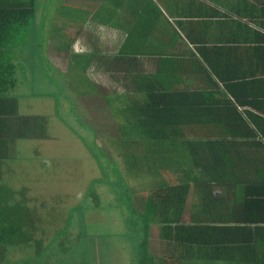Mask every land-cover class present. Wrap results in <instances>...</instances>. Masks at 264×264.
Returning a JSON list of instances; mask_svg holds the SVG:
<instances>
[{
  "label": "crops",
  "instance_id": "crops-1",
  "mask_svg": "<svg viewBox=\"0 0 264 264\" xmlns=\"http://www.w3.org/2000/svg\"><path fill=\"white\" fill-rule=\"evenodd\" d=\"M46 1L52 3L53 13L54 10L65 8V5L72 7V10L68 8L69 18H72L73 9L79 11L82 5L92 7L96 14L105 9L104 4L110 6L109 9H105L110 13V17L100 18L97 15L95 20L86 18L84 25L82 23L78 29L70 26V22H65L73 39L62 61L56 57L50 58L46 53L48 43H52L54 47V41L60 40L55 26L51 34L47 31L49 39L44 42L46 57L40 61L41 75L50 74L55 79L62 65H68L71 62L76 64L84 59L82 80L85 81V77L92 85L93 99L91 95L82 93L76 85L72 84L69 86V92H72V98L78 103L69 104L72 113L77 111L81 114L83 123L98 127V134L102 128L98 118H102L106 112L104 105L116 106L112 109L120 115V118L110 120L111 129L115 130L110 136L111 139L106 141L107 151L110 150L112 153L114 148V155L118 154L114 143L122 141L120 129L126 124L125 128L128 129V125L136 127V124L140 122L143 129L151 130L152 134L158 131L156 138L146 137L148 141L156 145L168 144L180 138L197 137L204 133L202 132L204 127L194 124L185 128L181 126L183 123H180V117L177 120L175 116H172L175 123L172 125L171 116L168 118L166 114L170 113L171 108L176 114V106L181 104L182 98L190 99L193 94L200 91H213L216 93L214 99H227L229 104L210 106V116L218 118L217 115L221 113L227 115L235 113L256 135L254 139H245L247 141L243 144L252 149L244 146L238 149L239 151L229 148L226 151L229 153V159H235L233 155L241 153L244 156H256L260 160V171L254 176H264V0ZM56 2L60 4L55 5ZM116 14L120 15L117 21L107 24L108 20ZM56 18V14L48 15L49 22L46 26ZM87 37L94 40L95 44V46L89 45V49L83 44V40ZM98 39L101 42L100 45L96 42ZM21 41L22 38L14 41V44H23ZM34 62L33 65L37 66L38 64ZM26 71L30 80L32 76L39 75L37 70ZM27 73L25 72L26 75ZM105 74H110L114 78L115 88L110 91L111 94L103 93L99 89L107 87ZM227 81L231 84L226 85L234 86L235 96L239 97L243 106L237 105L224 91ZM72 89H76V93ZM43 93L45 94L30 92L20 94L15 89V82L9 90L4 86L0 87V237H3L0 238V242L7 241V238L4 239L5 235L20 234L17 217L22 228L31 230L34 227L31 223L33 214L21 215L17 210L21 206L18 201L3 202L5 198L2 196L3 192L7 191L8 175L13 178L19 173V178H33V171L37 170L36 153L40 152L44 159L54 160L53 147L49 149V142L54 141L55 136L49 133V129L53 130L54 125L64 129L63 122L54 115V105L50 115L47 111V102L52 100L51 91L48 92L45 89ZM110 97L113 101L107 103L106 99L110 100ZM7 99L16 101V116L30 118V120L25 123H18L14 119L16 117L7 120ZM97 99L100 100L101 111L93 112L87 102L94 101L96 106ZM246 101L248 105H244ZM43 102L46 103L47 116H44L42 112ZM61 107L66 106L62 103ZM138 114L140 118L134 117ZM248 114L249 118L253 119L252 122ZM211 128L210 137L213 142L230 138L224 127ZM172 130L182 131V136L179 137ZM163 131L167 133L163 134ZM124 140L126 145L131 144L128 143V139ZM75 142L83 148V156L86 155L87 160L94 163V159L82 141L75 138ZM19 158L23 159L22 165L19 163L20 160L18 161ZM137 158L134 162L142 161L144 157L137 156ZM247 168L249 171V165ZM149 176L157 178V180H151L152 183L153 181L156 183L157 188L161 175L153 176L151 172L135 164H133V170L129 172V178L133 177V179L146 180ZM113 181L116 183V188L121 189L125 196L130 198L127 184L121 186L115 178ZM19 186L17 184L16 187L19 188ZM258 186H260L259 183L253 189L252 199H264V189H259ZM232 192L231 190L221 192L212 188L210 203H207L208 216L205 218L196 211L192 212L193 215L185 223L187 211L183 209L180 214L179 224L189 225L192 222L197 223L207 219L205 222L213 228L210 230V237L207 238L206 244L202 246V253L196 252V245L184 246L175 242L170 244L167 256L161 259L160 255V259L163 261L167 259L170 264H181L180 261L190 264H264V221L243 222L238 217L243 211L231 209L232 204L238 201L242 205L243 199L239 195L241 199L234 196ZM148 193L150 194V190ZM14 195L17 196L18 191ZM216 201L218 202L215 203ZM253 205L258 207L260 212H264L262 205V207L258 204ZM36 208L39 209V206L35 205ZM13 209H16L15 219L11 221L12 215L9 212ZM122 216L126 221L132 219L131 215L129 217L125 213ZM174 221L172 217L168 218L170 224L174 225ZM164 222V220L150 222L147 232L151 233L152 239L148 240V246L151 245L155 235L157 239H159L158 235L162 236L160 228L161 223ZM8 226L12 228L7 229ZM237 226L238 228L235 229ZM149 227H156V231L151 232ZM226 228L231 231L229 232ZM214 240H221L224 245L214 243ZM2 249L0 247V251Z\"/></svg>",
  "mask_w": 264,
  "mask_h": 264
},
{
  "label": "rangeland",
  "instance_id": "rangeland-1",
  "mask_svg": "<svg viewBox=\"0 0 264 264\" xmlns=\"http://www.w3.org/2000/svg\"><path fill=\"white\" fill-rule=\"evenodd\" d=\"M57 4L60 2L55 3V5ZM104 5L105 9L110 8L109 4ZM68 8L72 10V7L65 5V8L54 10L53 13L52 3H48L46 0H35L34 18L29 23L30 35L29 33L24 35L27 40L23 41V44H19V47L22 48L14 49L17 50L15 53L19 58L18 65L15 67L16 71L13 74L15 89L20 94L26 92L45 94L43 93L45 89L48 92L51 91L52 100L47 102V111L50 115V111L53 109L52 105H54V115L63 122L64 129L55 125L53 130L49 129V133L55 136L54 141L49 142V149L53 147L54 160L44 159L40 152L36 153L35 158L38 161L35 162V166L37 170L33 171V178H19V173L15 174L13 178L9 175L7 177V191L3 192L2 197L5 198L3 202L18 201L21 206L17 210L21 215L33 214L31 223L34 227L31 230H27L26 227L22 228L17 217L16 222L19 228L17 231L20 234L4 236L7 241L0 242V247L3 248L0 251V264H133L134 246L138 242L135 240L137 238L133 231V222L131 219L126 221L122 216L123 213L129 216L126 208L128 200L121 189L116 188V183L113 180L115 178L121 186L127 184L129 200L138 212H141L145 197L149 194L148 190L151 193L156 188V183L154 181L152 183L151 180H157V178L150 176L146 180L129 178V172L133 170L134 158L139 154H135L129 147L117 155H114V148H112L113 154L110 150H106V141L111 139L110 136L115 130L111 129L110 120L111 118H120V115L112 109L116 106L104 105L102 102L106 112L102 118H98V123L102 127L99 134L98 127L83 123L79 112L72 113L69 103H78V101L72 98L73 94L69 92V86L74 84L82 93L93 95L92 85L87 82L85 77V81L82 80L84 59L76 64L71 62L68 65H62L55 79L50 74L44 76L40 73L44 42L49 39L47 31L51 34V30L55 26L59 32L60 40L54 41V47L52 43H48L46 53L50 58L56 57L62 61L66 56L69 43L73 39L65 22H70V26L78 29L82 23L84 25L86 18L95 20L97 15L100 18L110 17V13L105 9L96 14L92 7L82 5L79 11L73 9L72 18H69ZM55 14L57 18L51 20L52 25L50 23L46 26L49 22L48 15ZM119 16L118 14L114 15L107 24L115 23ZM42 29L46 32H42ZM88 36L91 37L89 34ZM28 38L31 40L29 41ZM91 38L87 37L83 40L84 47L87 46V49L90 46H95L94 40ZM96 42L99 45L101 43L99 39ZM5 53L14 57L13 50L6 49ZM70 56L74 58V56ZM33 61L38 65H33ZM28 69L37 70L38 77L37 75L32 76L30 80L26 71ZM57 71L59 70L57 69ZM105 76L107 87L99 89L103 93L111 94L110 91L115 88L114 78L110 74H105ZM72 91L76 93V89H72ZM58 95L62 97L58 99L56 97ZM98 99L96 106L94 101L87 102L93 112L101 111ZM112 101L111 97L110 100L106 99L107 103ZM43 103L42 112L44 116H47L46 103L44 105ZM61 103H64L66 107L62 108ZM75 138L82 141L92 158L93 156L97 158L99 165L87 160L86 155L83 156V148L78 146ZM137 150L139 152V149ZM18 161L20 165L23 164V159L19 158ZM159 173L161 182L166 185L178 183L176 179L172 181V178L166 173L161 171ZM153 176H158V173ZM92 179L96 181V184L90 187L89 183ZM17 184L20 185L19 188L16 187ZM90 190L99 196V199L96 203L91 202L95 204V208L85 211L86 215L83 216L84 194ZM16 191H18L17 196L14 195ZM191 194L193 195V192ZM191 194L186 195L185 203L182 206V212L183 209L187 211L185 223L193 215L192 212L199 209L197 206L200 204L199 201ZM35 205H38L39 209H35ZM15 210L9 212L12 215L11 221L15 219ZM202 217L205 218L204 215ZM9 228L12 226L7 227V229ZM149 230L155 232L156 227H149ZM147 235V241L152 239L150 232ZM28 239H32V241H27ZM151 254L155 257L151 255L152 260L150 263L145 260V264H170L167 259L163 261L156 258L159 256L152 251Z\"/></svg>",
  "mask_w": 264,
  "mask_h": 264
},
{
  "label": "trees",
  "instance_id": "trees-1",
  "mask_svg": "<svg viewBox=\"0 0 264 264\" xmlns=\"http://www.w3.org/2000/svg\"><path fill=\"white\" fill-rule=\"evenodd\" d=\"M34 13V0H0V87L4 86L9 90L13 86V74L16 71L15 67L18 65L17 61H19L15 53L17 50L14 49L19 50L22 48L19 47L20 43L16 45L14 41L22 38V43L27 40L24 35L28 33L30 35L29 29L31 27L29 23L34 18ZM28 40L30 41L31 38H28ZM6 49L13 50L14 57L7 55L5 53ZM45 57V54H43V59ZM226 84L231 83L229 81L225 82L224 91L231 96L237 105L243 106L239 97L235 96L234 86ZM214 94L216 93L213 91H200L193 94L190 99L182 98L181 104L176 106V114L173 113L174 110L172 108L170 113L166 114V116H169L168 118L171 116L172 121V116H175L177 120L180 117V123H183L181 126L185 128L194 124L204 127V131H202L204 133L199 134L197 137L180 138L168 144L156 145L154 142L148 141L146 137L156 138L158 131L152 134L151 130L143 129L140 122L136 124V127L128 125V129H126V124L120 129L122 141L114 143L118 154L129 147L135 154H139L137 156L144 157L142 161L133 162V164L147 172H151L153 175L158 173L160 176L159 172H164L172 178V181L175 179L178 181L175 185H166V183L161 182L160 178L158 187L146 197L141 212L136 211L129 198L125 196L128 200L127 213L132 217L133 231L135 238L138 239V241L135 239L138 243L134 246L133 264H145V260L150 263L152 260L151 251L155 255H161V259L164 258L167 256L170 244L175 242L184 246L196 245V252H203L202 246L206 244L207 238L210 237V230L213 229L210 228L208 222H205L207 219L202 222H192L189 225L178 223L186 195L192 192L200 203L198 204V213L205 217L208 216L207 208L209 206L207 203H210V192L213 188L221 192L231 190L234 196L239 195L242 197V205L238 201L232 204L231 209L233 211H243L242 214L238 215L243 222L259 223L264 221V212H260L261 210L253 205L258 204L264 207V199H252V192L257 183L260 185L258 186L259 189H264V186H262L264 176H254L260 171V160L256 156L245 155V157L242 153L236 154V156L233 155L235 159H229V153H226L229 148L237 151L242 149L243 146L247 149H252L250 146L243 144L247 141L245 139H254L256 135L235 113L229 115L221 113L217 115L218 118L210 116V106L222 105V103L224 105L229 104L227 99H214ZM56 97L60 99L62 96L58 95ZM151 99L154 100L155 98ZM6 105L7 120L14 117H16L14 119L18 123H25L30 120V118L16 116V101L14 99H7ZM244 105H248V102L246 101ZM134 117L140 118V114L134 115ZM249 120L253 121L252 118H249ZM171 124L175 125L174 121ZM176 126L178 125L176 124ZM214 126L216 127L214 129L224 127L230 138H222L213 142L210 137V132L212 133L210 128ZM172 131L177 133L179 137L182 136V131ZM165 132L167 133V131L162 133L165 134ZM39 138H42L41 135ZM124 139H128V143L130 142L131 144L126 145ZM137 149H139V152ZM137 156H135L134 160L138 159ZM93 159L99 165L97 158L93 156ZM89 184L91 187L96 184V181L92 179ZM98 199L99 196L95 195L91 190L84 194L83 216L85 211L95 208V204L91 202L94 201L96 203ZM225 207L227 208L228 205ZM170 217L175 219L174 225L168 222ZM161 220L165 221L161 223L162 236L158 235L159 239H157V235H155L154 237L156 238L148 246V226L152 221L160 222ZM237 228L238 226L235 227V229ZM226 229L229 232L231 231L229 228ZM214 243L224 245L221 240H214ZM160 257L156 258L160 259ZM180 263L190 264L184 261H180Z\"/></svg>",
  "mask_w": 264,
  "mask_h": 264
}]
</instances>
